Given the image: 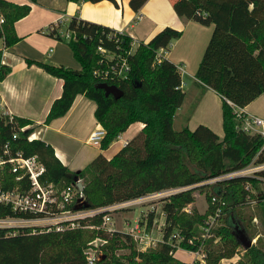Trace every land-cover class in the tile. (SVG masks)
I'll use <instances>...</instances> for the list:
<instances>
[{
    "label": "trees",
    "instance_id": "1",
    "mask_svg": "<svg viewBox=\"0 0 264 264\" xmlns=\"http://www.w3.org/2000/svg\"><path fill=\"white\" fill-rule=\"evenodd\" d=\"M67 1L92 4L111 1L118 6L116 0ZM148 1L131 0L130 7L139 12ZM173 8L181 18L214 26L196 78L222 98L223 138L205 125L194 130L174 129L176 112L186 98L181 87L182 74L180 67L167 58L158 64L156 56L179 40L182 31L166 27L149 42H140L129 55L132 37L78 17H72L67 29L73 34L68 45L81 70L27 61L64 81L62 96L53 103L45 124L66 116L77 96L84 95L96 103L95 117L106 130L102 150L119 140L132 124L141 122L144 129L112 159L101 153L83 170L72 172L50 144L28 139L34 127L21 132L22 127L33 125L31 120L14 117L11 122L8 116L0 117V153L4 144L11 141L14 154L37 156L46 168L43 184H53L60 190L81 181L84 189L82 192L78 189V199L82 196L87 203L82 210L98 209L170 188L191 187L164 202L163 240L156 248L141 252L126 232L109 234L104 229L88 228L100 226L104 214L81 221L80 228L64 231L49 227L0 228V264H89L86 251L91 247L100 255L95 264H173L177 263L174 256L178 249L202 250L204 264H220L233 258L243 247L239 231L249 240L257 238V241L251 248H245L237 264H264L263 183L248 177L210 182L248 166L263 146L260 135L237 130L239 120L229 101L244 109L264 93V0H175ZM30 12L29 5L0 0V17L4 19L0 24V42L5 48L19 42L15 24ZM51 35L60 38L58 32L52 31ZM99 47L122 55L131 66L128 79L106 82L123 90L120 99L106 97L105 91L97 88L102 80L95 72L105 68ZM2 60L3 51H0V83L11 72ZM16 133L18 139L13 141ZM259 161H264V156ZM17 184L14 175L0 172V188L6 190ZM248 184L256 193L247 190ZM197 190L206 191L209 209L205 214L197 209L190 214L186 212V207L195 202ZM213 198L224 201L225 205L221 206L222 215L207 232L208 219L219 207ZM258 198L261 200L255 203L258 206L255 213L245 214L240 206ZM18 216L21 215L11 207L0 204V218ZM255 218L259 219L258 227L254 225ZM146 219L150 230L155 225V213ZM96 239L105 243L98 247L91 245ZM126 249L128 255L119 254Z\"/></svg>",
    "mask_w": 264,
    "mask_h": 264
},
{
    "label": "crops",
    "instance_id": "2",
    "mask_svg": "<svg viewBox=\"0 0 264 264\" xmlns=\"http://www.w3.org/2000/svg\"><path fill=\"white\" fill-rule=\"evenodd\" d=\"M7 1L17 5H29L31 14L38 7L30 0ZM62 1L66 3L61 8H57V14H64L68 19L78 17L85 21L109 27L117 32L129 35L137 42L147 43L164 28L172 27L183 32L182 37L175 40L176 48L177 44L184 40L185 35L188 36L190 33L194 35L193 46L199 49V54L200 50L202 51L201 55L203 54V47L205 48L207 43L204 44V40L200 37L202 30H205L202 28L203 25L179 17L173 8L175 0H149L139 12L132 10L130 7L131 0H116L118 6L111 1L96 4L60 0V2ZM39 5L45 6L43 2H39ZM29 18L30 15L21 19L16 23L17 27L27 22ZM58 19H53L48 23L47 28L49 29ZM26 27L21 26L19 28L20 35H25L20 36L21 38H26L34 33L33 29L29 30L30 32L27 34H22V31H26ZM206 27L211 28L212 25ZM16 31L18 32V30ZM65 46L64 44H58L55 45V48H49V50L46 48L41 51L34 48L33 50L37 52L22 50L21 53H18L15 49L16 45L5 48L4 43L0 42V51H3L2 63L11 69L9 75L0 83V105L5 112L11 113L14 117L31 120L33 122L32 127L35 128V139H41L50 144L54 148L56 156L70 171L79 172L101 153L107 159H112L124 147L126 141L136 137L145 125L141 122L132 124L122 134L125 138L122 139V136H120V143L118 144L115 141L107 150H102L101 147L94 145L92 146L97 148L96 150L88 149L86 146L90 145L89 138L91 134L101 125L95 117L96 103L84 95L77 96L66 116L53 120L49 125L45 124L53 103L62 96L64 81L51 76L35 64L29 65L27 61L52 63L55 66L81 70V67L76 63L77 61L72 59L71 50ZM200 59L202 60V58ZM173 63L176 64V62ZM193 74L189 82H185L183 76L182 80L185 83L183 90H186L187 87L191 88L193 85L194 91H191V96L194 103L192 108L186 106L189 100V91L187 90L188 92H185L186 100L177 110L174 123L178 121L188 123L186 127L191 130L199 125H205L223 138L222 98L211 88H206L200 84L195 72ZM245 112L247 115L264 119V93L249 104L245 108ZM191 123H196L194 129L191 127ZM218 128L220 129L217 130Z\"/></svg>",
    "mask_w": 264,
    "mask_h": 264
},
{
    "label": "built area",
    "instance_id": "3",
    "mask_svg": "<svg viewBox=\"0 0 264 264\" xmlns=\"http://www.w3.org/2000/svg\"><path fill=\"white\" fill-rule=\"evenodd\" d=\"M71 19H68L66 15L62 14L59 19L52 24L49 29L54 32L59 33V29L63 25H68ZM4 22V19L0 17V24ZM68 28V27H67ZM123 34L122 32H119ZM66 39H72V32L68 29L66 31ZM136 41L133 39L132 48L128 52L129 55L133 54L134 46ZM98 52L102 56L101 64H105V68L101 67L96 70L95 75L102 82H121L129 78L131 72V66L127 58L122 55H118L114 52H106L102 47L98 48ZM166 49H161L156 56L157 63H161L165 58ZM185 83H182L183 88ZM229 104L234 108L237 115V120H239L236 126L237 130L243 131L252 135H260L263 141V146L260 152L256 155L254 160L246 167L227 173L217 179L210 182L229 180L240 177L256 178L264 184V161H259L261 156H264V119L256 116L247 115L245 108L241 109L236 107L232 102ZM10 117V121L14 120V116L5 112L4 108L0 105V117ZM32 126L22 127L21 132H25ZM106 136V130L100 126L96 131H94L90 138L89 143L94 146H101L102 140ZM18 139V133L13 135V141ZM28 139L31 141L35 139V133L33 132L29 135ZM128 141H126L125 145ZM13 145L11 141H7L2 147V152L0 153V172H8L10 175L16 177V181L19 184L15 185L9 189L0 188V204L9 206L12 210L21 216L18 217H6L0 218V228H36V227H49L51 230L55 228L57 231H64L66 229H76L81 227V221L97 217L101 214L102 223L100 226L88 227L91 229H104L107 233L111 234L115 231L114 223L112 222V215L117 211L132 210L139 205H144L150 202H155L158 200H163L164 202L168 200L171 196L181 193L183 191L189 190L191 187H177L170 188L154 193H149L139 198L117 202L105 207L98 209H74V205H78V187L67 186L60 190L57 186L53 184H43L42 178L46 173L45 166L39 161L37 156L26 157L22 152L13 153ZM26 182V183H24ZM247 190L256 193L250 184L247 185ZM261 199H253L251 203H258ZM264 200V187H263V198ZM213 203L219 204L215 215L209 217L208 225L205 228L207 232L214 226L217 219L222 215L221 206L225 205V202L213 198ZM58 210V212H56ZM25 215V216H24ZM28 215V218L26 217ZM124 231L142 246L150 248L152 241L150 242V233H153V228L148 229L147 223L142 222V220H135L131 222L129 220H124L123 222ZM161 239L160 241H162ZM158 241V243L160 242ZM105 243L101 239H96L90 244L98 247L100 244ZM146 249V250H147ZM179 250V249H178ZM201 256H205L202 250L196 251ZM89 264H95L98 257L100 256L97 250L94 248H89L86 251Z\"/></svg>",
    "mask_w": 264,
    "mask_h": 264
},
{
    "label": "rangeland",
    "instance_id": "4",
    "mask_svg": "<svg viewBox=\"0 0 264 264\" xmlns=\"http://www.w3.org/2000/svg\"><path fill=\"white\" fill-rule=\"evenodd\" d=\"M39 0H37L36 2H32L33 4L37 5V9L31 14V12L29 13L30 18L27 22L20 24L18 27L15 24V30H18V32L16 31L17 36L20 38L19 42L16 44V51L18 53H21V51H34L37 52L35 50H33L34 48H38L41 51L46 49L49 50V48H55V45H66L65 47H69V49L72 52L71 57H73L72 59H74L75 61H77L76 63L81 67L80 62L74 57L73 51L70 48V46L68 45V40H66V31H67V27L68 25H63L61 27V29H59V36L60 38H57L55 36L51 35V30L47 28L48 23H50L53 19L59 18L58 16L59 13L57 14L56 10L57 8H61L64 3V1L60 2V0H40L39 2H43V4L45 6H41L39 5ZM28 15V16H29ZM19 22V21H18ZM17 23V22H16ZM27 25V27H26ZM26 27V31H22V34H27L30 31L29 30H33L34 29V33L32 35H28L26 38L23 37L21 38L20 36H25V35H20L19 33V28L20 27ZM200 27V26H199ZM18 28V29H17ZM203 29L202 30V35L200 36L203 40H204V44L205 42V48L203 47L204 52L209 44V41L211 39L214 27L212 26L211 28L206 27V26H202ZM206 40V41H205ZM140 42L136 41V45L134 46V51L136 50V48L138 47V44ZM176 42H172V44L170 45V47L166 50V54H165V58L172 60L173 62H176V64L180 67V70L182 71V76L185 82H189L191 79V75L195 72L196 74V70H198L199 65L201 63V59L203 58V56L201 55V50H200V54L198 52V48L194 45V35H191V33L187 36V34L185 35L184 40H182V42L180 44H177V48L175 47ZM15 46V45H14ZM175 48V50H174ZM68 49V48H67ZM175 55H174V54ZM70 56V54H69ZM202 56V57H201ZM67 59V58H66ZM70 59L71 62H73V60ZM68 61V62H70ZM183 62V63H182ZM48 64H52V63H48ZM53 65V64H52ZM71 68V67H68ZM74 69V68H72ZM193 72V73H192ZM194 76V74H193ZM193 86V85H192ZM187 87L186 90H184V92H188L189 91V100L186 103V106L191 107L194 103L193 101V97L191 96L192 93L191 91H194V88ZM188 90V91H187ZM186 100V99H185ZM196 123H191V127L194 129ZM188 125V123H180L179 121L174 123V129L175 131H181L183 130L186 126ZM220 128H218L217 130H219ZM122 139L125 138V136L121 135ZM116 142H118V144L120 143L119 140H117ZM93 144L87 145L86 147L88 149L91 150H96L97 148H94V146H92ZM92 146V147H91ZM264 187V184H263ZM208 189V188H205ZM195 202L189 206L186 207V212L187 213H191L193 211V209H197V211L200 214H205L208 209H209V202L208 199L206 197V191L203 193L201 190H197L195 193ZM82 197V196H81ZM163 206H164V201L163 200H158L155 202H150L144 205H139L137 207H135L132 210H126V211H117L114 212L112 215V222L114 223V228L119 230V231H124V226H123V222L124 220H129L131 222H134L135 220H141L143 219L146 223V218L149 216L150 213L154 212L156 215V220H155V225L153 230V233L149 235L150 237V242L152 241L150 248L149 249H154L156 248L158 241H160L161 239H163V229L165 226V221H166V217L165 214L163 212ZM77 206H75L76 209ZM243 209V212L245 214L247 213H255L256 209H257V204H253V203H245L243 206H240ZM237 207V208H240ZM185 211V210H184ZM254 225H256L257 227L260 225L259 219L255 218L254 219ZM257 241V238H255L253 240V243L255 244ZM137 247H138V251L141 252H146L149 249H147V247L140 245L139 243H137ZM147 249V250H146ZM245 252V248L244 247H240L237 251V254L231 258V259H224L221 261L220 264H237L241 258L243 257ZM119 254H125L128 255L129 254V250H123L120 251ZM175 259L177 261V263H173V264H196L197 262L199 264H204L205 263V256H201L198 253H194L191 251H187V250H182L179 249V251H177L175 253Z\"/></svg>",
    "mask_w": 264,
    "mask_h": 264
},
{
    "label": "water",
    "instance_id": "5",
    "mask_svg": "<svg viewBox=\"0 0 264 264\" xmlns=\"http://www.w3.org/2000/svg\"><path fill=\"white\" fill-rule=\"evenodd\" d=\"M97 88L104 90L106 97L113 96L115 99H120L124 95V92L121 88H119L116 85H110L106 82L99 83ZM77 187L80 192H82L84 189V186L81 181H78ZM86 206H87V203L84 200V198L83 197L79 198L76 209L79 210ZM239 241L242 243L243 247L246 249L251 248L254 244L253 241L248 239V237L243 231H239Z\"/></svg>",
    "mask_w": 264,
    "mask_h": 264
}]
</instances>
